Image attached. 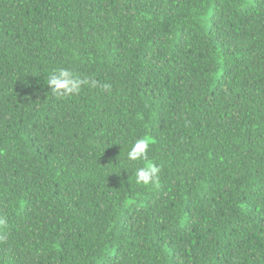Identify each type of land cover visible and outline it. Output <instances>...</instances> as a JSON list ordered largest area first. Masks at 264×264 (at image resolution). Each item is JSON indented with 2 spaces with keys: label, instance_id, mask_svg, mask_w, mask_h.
I'll list each match as a JSON object with an SVG mask.
<instances>
[{
  "label": "trees",
  "instance_id": "trees-1",
  "mask_svg": "<svg viewBox=\"0 0 264 264\" xmlns=\"http://www.w3.org/2000/svg\"><path fill=\"white\" fill-rule=\"evenodd\" d=\"M0 264H264V0H0Z\"/></svg>",
  "mask_w": 264,
  "mask_h": 264
},
{
  "label": "clouds",
  "instance_id": "clouds-1",
  "mask_svg": "<svg viewBox=\"0 0 264 264\" xmlns=\"http://www.w3.org/2000/svg\"><path fill=\"white\" fill-rule=\"evenodd\" d=\"M87 80L79 78L73 71L60 68L52 71L47 77V85L52 93L58 97L70 96L78 93L81 87L88 84ZM91 86H95L92 82ZM105 87H110L105 85ZM151 137L141 136L135 140L127 153V159L131 161H143V166L135 171L137 184L155 186L159 184L160 167L148 159V151L151 145Z\"/></svg>",
  "mask_w": 264,
  "mask_h": 264
}]
</instances>
